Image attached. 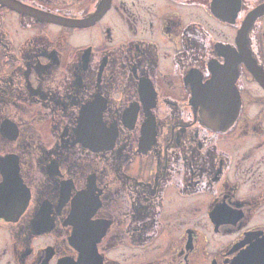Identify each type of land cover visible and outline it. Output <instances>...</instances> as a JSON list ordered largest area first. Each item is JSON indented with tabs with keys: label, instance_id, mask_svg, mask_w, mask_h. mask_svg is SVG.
<instances>
[{
	"label": "flooded vegetation",
	"instance_id": "flooded-vegetation-1",
	"mask_svg": "<svg viewBox=\"0 0 264 264\" xmlns=\"http://www.w3.org/2000/svg\"><path fill=\"white\" fill-rule=\"evenodd\" d=\"M2 205L0 264H264V0H0Z\"/></svg>",
	"mask_w": 264,
	"mask_h": 264
},
{
	"label": "water",
	"instance_id": "water-1",
	"mask_svg": "<svg viewBox=\"0 0 264 264\" xmlns=\"http://www.w3.org/2000/svg\"><path fill=\"white\" fill-rule=\"evenodd\" d=\"M215 84H216V81L214 82H210L209 83V86H215ZM215 95L214 96H216V93H217V90L215 89ZM209 94H212V92L211 91H209V93H208V95ZM203 94H202V92H200L199 90L195 93V97L196 98H198V99H200V97L202 96ZM236 101L239 99V96H235V98H234ZM223 106H224V108L225 107H227L228 105L227 104H223ZM215 107H213V106H211V107H209V109H210V111L211 110H213ZM236 108H238V105L236 106ZM235 111H236V109H235ZM236 114L238 113V111H236L235 112ZM218 123V122H217ZM20 208H22V209H20L18 212H21V210H23L24 209V207H20ZM11 209H13V208H11ZM7 207H4V205H2V207H0V216H2V215H4L5 213L7 214Z\"/></svg>",
	"mask_w": 264,
	"mask_h": 264
}]
</instances>
